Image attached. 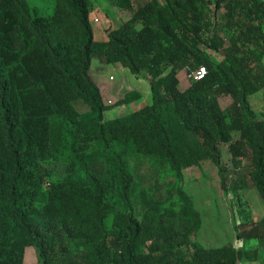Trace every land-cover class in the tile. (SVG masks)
Instances as JSON below:
<instances>
[{"label":"trees","instance_id":"obj_1","mask_svg":"<svg viewBox=\"0 0 264 264\" xmlns=\"http://www.w3.org/2000/svg\"><path fill=\"white\" fill-rule=\"evenodd\" d=\"M109 1L130 16L97 40L92 0H54L48 14L30 0H0V264H28L29 246L39 264H264V217L236 223L234 244L203 246L183 186L185 170L209 159L225 192L255 186L264 199V118L250 103L264 84V45L253 56L234 40L215 65L200 48L211 0ZM94 57L145 71L152 103L105 120L142 95L106 104ZM189 57L207 74L183 88L178 67ZM136 156L171 172L165 196L137 197ZM253 239L257 248L239 247Z\"/></svg>","mask_w":264,"mask_h":264},{"label":"rangeland","instance_id":"obj_2","mask_svg":"<svg viewBox=\"0 0 264 264\" xmlns=\"http://www.w3.org/2000/svg\"><path fill=\"white\" fill-rule=\"evenodd\" d=\"M141 5L147 0H133ZM209 17L204 24L200 48L215 65L226 63L233 51V43L242 53L255 55L264 45L258 32H264V0H211ZM42 12L53 11L54 0H30ZM128 10L114 6L109 0H92L90 17L93 21L95 38L107 40L111 30L117 29L129 18ZM98 18V22H94ZM260 69H264V57ZM193 57H189L178 67V76L182 87L191 83L190 74L197 69ZM92 75L101 87L106 104L113 105L128 91L137 90L142 97L132 103L116 106L105 112V120L125 116L141 107L151 104L153 94L147 73L133 74L124 64L106 63L94 57ZM233 101L232 96L220 97L221 106L226 109ZM250 103L256 114L264 118V84L250 95ZM237 136V133L235 134ZM223 162L233 168L232 154L229 143L222 144ZM135 176L136 195L140 198V190L148 189L157 196H165L166 189L174 180L171 172L154 164L149 157L136 156L130 160ZM56 175L63 176V166L55 165ZM184 189L192 198L193 204L201 214V229L194 240L206 247H218L236 242L235 225L241 221H257L263 216L264 199L255 186L241 191L225 192L222 187L219 170L209 159L200 165L187 168L183 181ZM139 207V204H138ZM140 209V207H139ZM257 245V246H256ZM259 245L256 239L240 243V248L255 249ZM26 263L39 264L38 252L35 247L26 249ZM242 259L241 261H246Z\"/></svg>","mask_w":264,"mask_h":264},{"label":"built area","instance_id":"obj_3","mask_svg":"<svg viewBox=\"0 0 264 264\" xmlns=\"http://www.w3.org/2000/svg\"><path fill=\"white\" fill-rule=\"evenodd\" d=\"M92 21V19H91ZM99 19L98 18H94V22H98ZM93 23V21H92ZM207 74V68L204 65L198 66L197 69L190 74V78L194 79V80H202L206 77Z\"/></svg>","mask_w":264,"mask_h":264},{"label":"crops","instance_id":"obj_4","mask_svg":"<svg viewBox=\"0 0 264 264\" xmlns=\"http://www.w3.org/2000/svg\"><path fill=\"white\" fill-rule=\"evenodd\" d=\"M262 211H263V216L261 218L264 217V206L262 207ZM260 220V219H259ZM257 246V245H256ZM238 264H261L260 261H251V260H246V261H240Z\"/></svg>","mask_w":264,"mask_h":264}]
</instances>
